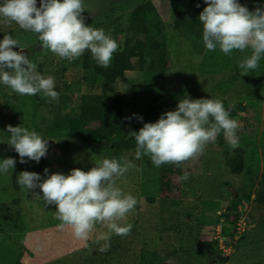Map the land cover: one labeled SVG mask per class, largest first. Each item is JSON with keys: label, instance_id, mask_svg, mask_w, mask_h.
<instances>
[{"label": "rangeland", "instance_id": "rangeland-1", "mask_svg": "<svg viewBox=\"0 0 264 264\" xmlns=\"http://www.w3.org/2000/svg\"><path fill=\"white\" fill-rule=\"evenodd\" d=\"M144 1L83 0L86 12L82 15L86 26H89L105 17L109 10L115 9L123 24L129 11ZM150 1L163 19V33L170 42L172 60L165 96L158 102L146 100L142 96L143 74L139 72H127L124 87L122 84L114 87L99 84L93 87L89 83L91 75L78 67L77 59L68 61L43 50L35 33L24 31L14 22L4 23L0 19V40L8 34L20 46L26 45L25 54L36 68L38 65L44 66L45 75H51L55 69L51 60L61 62L67 68L66 81L70 82L74 94L113 90L123 92V118L128 134L130 131H139L144 123L156 122L161 114L176 110L179 100L186 95L192 99L221 98L231 117L238 121L239 128L245 121L253 123V128H245L240 137L238 131L236 133L242 139L244 156L239 171L234 172L228 166L233 156L225 151L224 144L229 142L221 133L214 143L207 145L203 155L183 162L182 173L187 174L188 179H182L184 175L175 177L178 192L164 199L158 191L159 168L152 164L149 157L142 156L138 166L117 180V186L123 192L138 200L137 209L135 207L125 220L120 221L121 224L133 225L131 233L127 236L110 234V248L102 252L100 247L105 241L101 237L107 232L105 226L97 224L87 241L78 240L70 228L63 231L57 229L56 225L60 222L54 217L56 207L45 206L39 189L29 192L12 187V175H19L17 167L20 157L7 144L10 133H7L6 128L9 125L24 126L49 140L46 158H41L38 164L28 161V172L44 176V169L47 168L49 175H67L74 168L88 171L99 159L70 141L66 133L49 118L45 108L40 105L44 101L42 94H39L38 100H34V96H22L0 85V160H16L12 171L0 173V203L19 199L18 216L23 229L20 233L0 234V264H132L143 246L158 253L174 251L168 261L170 264H264V211L253 204V193L264 177V57L259 67L249 70L245 76L241 75L244 70L238 64L244 56L251 54L250 50H234L231 55H225L217 48L215 51L207 50L204 57L197 59L172 31V15L181 8V2ZM238 2L250 11L264 6V0ZM14 49L20 51L19 48ZM200 62L205 63L203 65ZM85 79L88 81L85 82ZM246 105H249L250 111L245 113L242 107ZM135 116L142 117V122ZM126 117L133 118L126 120ZM232 204L239 213L238 223L243 229L240 237L246 240V244L238 247L235 244L231 249L219 242L229 260L219 255L214 245L205 246L204 255L193 253L192 248L196 243H210L217 237L221 238V234L216 232L219 228L226 227L230 231L235 212H228V207ZM249 218L250 223H247ZM179 226L194 228L192 238L198 233V242L185 239L183 234H178L181 236L179 240L175 233Z\"/></svg>", "mask_w": 264, "mask_h": 264}, {"label": "clouds", "instance_id": "clouds-1", "mask_svg": "<svg viewBox=\"0 0 264 264\" xmlns=\"http://www.w3.org/2000/svg\"><path fill=\"white\" fill-rule=\"evenodd\" d=\"M203 11L199 14L202 25V40L208 51L217 48L225 55L234 50L251 51L239 62L242 76L259 67L264 57V6L250 11L238 0H203ZM200 7L199 4L196 5ZM83 0H2L0 19L4 23L14 22L21 29L35 33L43 50L50 51L61 59L72 61L86 50L101 67L107 68L118 50V43L100 28L86 26ZM19 48L20 51H14ZM27 46H20L11 35L0 40V85L22 96L43 94L49 102L58 101L55 79L37 72L36 65L25 54ZM133 117H126L131 120ZM138 121L142 117L135 116ZM238 121L231 117L221 98L192 99L187 95L180 99L177 109L168 111L154 123H144L139 131H130L128 137L135 140V158H150L159 168L164 164L179 167L183 162L204 154L209 143H214L222 133L235 148ZM10 137L7 144L20 157V163L46 158L49 140L35 130L24 126L6 128ZM24 158H27L25 160ZM14 158L0 160V173L7 174L15 167ZM135 165L126 158H104L97 160L88 171L72 169L67 175L44 169V176L22 171L17 183L29 192L39 189L45 206L54 205V217L60 223L57 229L70 228L78 240L87 241L97 224L106 227L101 237L105 243L100 251L110 248V234L127 236L131 223L121 224L135 210L138 200L123 192L117 180ZM182 179L187 180L185 174Z\"/></svg>", "mask_w": 264, "mask_h": 264}, {"label": "trees", "instance_id": "trees-1", "mask_svg": "<svg viewBox=\"0 0 264 264\" xmlns=\"http://www.w3.org/2000/svg\"><path fill=\"white\" fill-rule=\"evenodd\" d=\"M179 1L181 2V8L175 10L172 15V31L175 37L184 43L191 55L201 59L207 49L202 40V25L198 17L207 5L204 4L203 0ZM197 4L200 5L199 8L196 7ZM121 22L122 18L117 11L111 9L97 23L89 25L97 29L102 28L119 45L107 68L99 66L88 50L77 59V65L84 73L91 75L89 83L93 87L99 84L110 87L122 84L124 87L127 82L125 76L127 72L142 73L143 81L140 91L142 96L146 100L158 102L165 96L166 84L169 81L168 76L172 69L169 50L170 42L168 43L163 33V19L158 13L155 4L150 0H146L135 5L129 11L126 21L123 24ZM204 60L206 61L207 59ZM55 62L51 60L52 66L55 68L51 76L55 79V91L60 94L59 99L50 103V98L43 96L44 101L40 103L45 108L49 118L66 133L70 141L76 143L84 151L99 160L104 158L120 159L123 157L138 166L140 159L137 160L135 158V140L128 137L126 122L123 118L125 103L123 92L113 90L112 92L94 91L74 94L71 92L70 82L66 81L67 68L61 62ZM204 63L200 62L199 64L204 65ZM209 67L212 68V65ZM37 72L44 76V66L38 65ZM84 81L88 80L85 79ZM38 99L39 94L34 96V100ZM223 104L226 106L225 101H223ZM242 110L245 113L249 112V105L243 106ZM245 128H253L252 121H245L242 127L238 128L239 137ZM239 137L238 146L235 148L230 143L224 144L225 151L233 156V159L228 162V166L234 172L239 171L244 157L241 145L242 139ZM182 165L183 163L177 167L172 164H164L159 167L158 191L162 198L168 199L178 192L174 178H181L184 175L182 173ZM17 171L18 173L27 171L26 163H20ZM11 185L14 189L22 191V188L17 183L16 174L11 177ZM253 201L254 206L264 211V177L257 184L253 193ZM19 211L20 201L17 198L0 203V234L22 232L23 229L18 216ZM228 212H235L231 221L232 227L229 232L226 227L220 228L221 239L231 249L235 247V244L236 247L244 246L246 240H243V237L238 236L235 238L237 223L240 218L239 213L236 211V206L230 205ZM193 229L192 227L179 226L176 227L175 233L177 236L178 234H183L187 240L191 241L194 239V241L198 242V233L192 238ZM178 239L181 240V236H178ZM207 245L216 246L217 253L229 260V257L220 248L218 238L210 243H196L195 247L192 248L194 249L193 253L204 255V247ZM189 250L191 251V249ZM173 253L174 251L158 253L143 246L132 264H170L168 261L172 258ZM254 264H259V262Z\"/></svg>", "mask_w": 264, "mask_h": 264}, {"label": "built area", "instance_id": "built-area-1", "mask_svg": "<svg viewBox=\"0 0 264 264\" xmlns=\"http://www.w3.org/2000/svg\"><path fill=\"white\" fill-rule=\"evenodd\" d=\"M237 233H236V237L235 238H237L238 236H240V234H241V232L243 231V229H240V227H239V223H237ZM217 232V234H220V228L218 229V231H216ZM217 238H219V237H217ZM219 242H223L224 243V241L221 239V238H219ZM219 246H220V248L222 249V251L224 252V249L221 247V245L219 244ZM224 247H230V246H228V245H226V243H224ZM225 253V252H224Z\"/></svg>", "mask_w": 264, "mask_h": 264}, {"label": "water", "instance_id": "water-1", "mask_svg": "<svg viewBox=\"0 0 264 264\" xmlns=\"http://www.w3.org/2000/svg\"><path fill=\"white\" fill-rule=\"evenodd\" d=\"M14 51H16V49H13Z\"/></svg>", "mask_w": 264, "mask_h": 264}]
</instances>
